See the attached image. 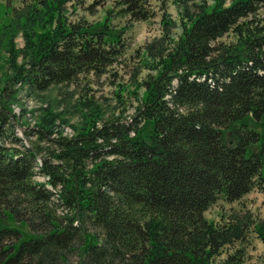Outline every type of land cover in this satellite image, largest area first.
Wrapping results in <instances>:
<instances>
[{
  "label": "trees",
  "instance_id": "16d2710c",
  "mask_svg": "<svg viewBox=\"0 0 264 264\" xmlns=\"http://www.w3.org/2000/svg\"><path fill=\"white\" fill-rule=\"evenodd\" d=\"M1 1L0 264H217L244 230L205 213L264 194V0H117L95 22L71 19L80 0ZM158 15L161 36L114 91L135 101L129 120L90 101L73 137L50 107L28 144L17 135L21 88L109 74L129 25ZM254 231L264 242V222Z\"/></svg>",
  "mask_w": 264,
  "mask_h": 264
},
{
  "label": "rangeland",
  "instance_id": "374dc122",
  "mask_svg": "<svg viewBox=\"0 0 264 264\" xmlns=\"http://www.w3.org/2000/svg\"><path fill=\"white\" fill-rule=\"evenodd\" d=\"M22 0H14L13 6L19 8ZM117 0H80L77 10L72 13L71 19L77 20L84 17L90 22L102 21L108 9L116 7ZM191 4V3H190ZM10 7L4 1L0 2V27L4 21L9 20ZM168 11L173 19L179 20V10L170 1ZM264 16V9L261 11ZM127 19H115L114 24L124 25ZM125 35L126 50L121 62L114 66L109 74L97 77L93 74H84L80 79L71 85H54L42 92L30 93L28 89L21 88L18 93V103H14V113L16 115V133L19 137L29 141L24 135L26 130L36 128L44 109L50 107L61 118L57 121V134L66 137L75 135V127L80 125L85 114L81 103L93 101L104 109L105 118L112 115L121 114L124 119L129 120L135 108V101L129 98L124 99V103H119L114 95V91L131 80L135 68L139 63L137 51L142 49L147 43L161 36L160 15L148 22H134L129 25ZM229 37L225 38L228 40ZM19 48L23 47V38L16 39ZM5 52H0V66L3 65ZM64 120V123L61 122ZM7 142H10L8 140ZM43 182L42 176L37 177ZM208 221L216 224H241L244 232L240 242L226 247L224 253L218 258L217 264H221L228 255L240 253L243 258L242 264H264V242L254 231L255 225L264 222V194L258 190H253L240 201L228 203L219 200L211 206L205 213ZM71 261L75 263L76 257Z\"/></svg>",
  "mask_w": 264,
  "mask_h": 264
}]
</instances>
